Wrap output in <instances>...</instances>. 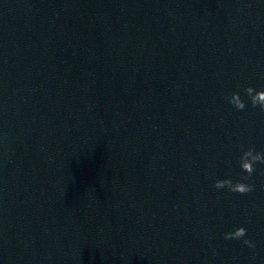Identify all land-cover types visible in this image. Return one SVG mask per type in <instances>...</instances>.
<instances>
[{
  "label": "water",
  "instance_id": "water-1",
  "mask_svg": "<svg viewBox=\"0 0 264 264\" xmlns=\"http://www.w3.org/2000/svg\"><path fill=\"white\" fill-rule=\"evenodd\" d=\"M248 86L264 0H0V264H264Z\"/></svg>",
  "mask_w": 264,
  "mask_h": 264
},
{
  "label": "clouds",
  "instance_id": "clouds-1",
  "mask_svg": "<svg viewBox=\"0 0 264 264\" xmlns=\"http://www.w3.org/2000/svg\"><path fill=\"white\" fill-rule=\"evenodd\" d=\"M243 92L248 98V104L252 108H257L261 113H264V89L248 86L243 89ZM224 100L236 111H242L245 108V102L241 99L238 92L225 94ZM236 163L242 175L235 181L230 177L215 179L212 183L214 189H226L230 193L241 196L254 190L253 174L256 171L255 165L264 164V153L256 150L253 146L244 147L242 145ZM260 190L264 191V184L260 185ZM245 235L246 229L244 227H237L234 231L225 232L223 238L225 240H241ZM242 244L248 248L254 247V244L249 239H242Z\"/></svg>",
  "mask_w": 264,
  "mask_h": 264
}]
</instances>
